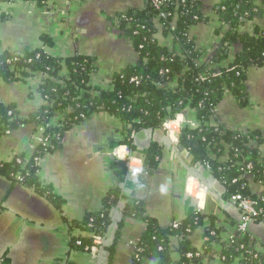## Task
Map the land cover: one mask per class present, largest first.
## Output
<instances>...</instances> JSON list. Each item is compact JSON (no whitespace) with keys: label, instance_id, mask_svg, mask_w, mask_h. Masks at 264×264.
Listing matches in <instances>:
<instances>
[{"label":"crops","instance_id":"1","mask_svg":"<svg viewBox=\"0 0 264 264\" xmlns=\"http://www.w3.org/2000/svg\"><path fill=\"white\" fill-rule=\"evenodd\" d=\"M193 1L202 7L208 22L192 25L189 36L202 54L201 63H208L221 41L215 34L219 22L214 7L219 0ZM146 3L147 0H49L45 6H39L31 1L14 0L9 5H1L8 19L0 24V45L12 53L23 54L43 48L40 38L47 35L52 41V45L45 48L49 55L61 59L76 55L92 57L97 69L91 77L92 83L108 89L113 72L134 65L138 60L131 42L118 30L116 17L130 9H143ZM261 8L264 9V5ZM256 27H264V14L241 25L238 32L252 34ZM155 37L161 46L172 47L171 38L162 35L160 26ZM239 52V45L232 46L226 62L221 65L228 67ZM39 81L40 77L35 76L23 82L0 83V103L14 106L19 117L26 119L45 105L38 93ZM245 85L247 105L239 106L236 99L225 92L210 124L229 131L258 132L260 143L250 144L259 148L264 159V65L247 70ZM61 119V115L55 113L52 123L58 125ZM122 128L112 116L93 114L66 131L59 148L38 162V180L61 200L59 209L37 192L19 184L12 185L0 177V259H8L9 264H97V259L92 260L89 252L76 247L72 241L89 238L81 222L87 215L99 212L106 193L118 186L122 196L134 192L135 198L143 203L146 216L160 228L200 214L203 224L189 237L191 246L199 252L203 253L207 241L205 230L211 224L219 230L220 242H228L237 234L241 213L234 203L223 198L224 188L206 169L193 165L185 150L176 154L168 151L161 129H153L150 143L161 148L156 170L142 176L128 173L127 182L120 184L116 162L123 161L117 159L115 152L123 140ZM144 131L135 134L134 145L136 139L145 143ZM37 140V130L30 124L0 138V163L18 156L29 159L38 147ZM131 155L142 160L139 152ZM184 164L196 168L205 178L213 179L212 191L189 179ZM248 189L252 196L264 200L263 184L248 180ZM190 199L196 201L195 207ZM120 202L124 204L123 199L118 204ZM117 206L109 213L110 224L103 238L112 243L107 249L108 264H132L134 246L146 226L125 217L122 210L121 221L111 227ZM248 229L250 246L264 255V223L253 222ZM178 241L175 239L173 244L177 245ZM221 248V244H211L201 264H226L219 257ZM173 259L178 260V255H173ZM143 264L156 263L145 261ZM228 264L241 263L236 259Z\"/></svg>","mask_w":264,"mask_h":264},{"label":"trees","instance_id":"2","mask_svg":"<svg viewBox=\"0 0 264 264\" xmlns=\"http://www.w3.org/2000/svg\"><path fill=\"white\" fill-rule=\"evenodd\" d=\"M3 1L11 3L14 0ZM25 1L45 6L49 0ZM263 5L264 0H219L214 7L219 22L215 34L221 37V41L208 63H201L202 54L189 36L192 25L208 22L202 14V7L195 1L167 0V4L157 10L152 0H147L143 9H130L119 14L116 17L117 28L131 42L138 60L134 65L113 72L108 89L93 85L91 77L97 69L92 57L76 55L61 59L49 55L45 48L50 47L52 41L47 35L40 38L43 48L27 50L23 54L0 48V83L12 84L39 76L38 93L45 101V105L26 119L19 117L14 106L0 103V138L30 124L36 130L43 129L41 137L46 142V145H38L27 160L18 156L10 162L0 163V177L12 185L19 184L37 192L59 209L61 200L50 187L42 186L38 180V162L59 148L64 133L74 125L96 113L117 119L123 126L120 145L131 153L142 155L139 175L142 176L156 170L161 148L153 143L139 151L134 145L132 132L159 130L176 114L190 111L198 125L181 128L180 146L191 156L193 165L206 169L224 188V199L230 200L239 194L256 201L261 213L254 222L264 223V201L252 196L248 189V180L264 185V159L259 148L250 144L253 141L260 143V134L229 131L210 124L225 92L230 93L241 107L248 103L245 75L248 69L264 65V27H256L252 34H239L238 28L261 17ZM159 14L164 17H159ZM7 19L8 15L0 7V24ZM157 26L165 38L172 39V47L159 44L155 37ZM234 45L240 46V52L225 68L221 64L226 62ZM212 65L219 67L213 68ZM133 78H137L138 83L132 82ZM173 83L175 87L170 89ZM55 113L62 117L58 125L52 123ZM116 166L119 183H126L129 173L126 162L118 161ZM120 199L125 205L123 215L146 226L135 245L132 264L145 261L201 264L214 243L221 244L219 257L223 263L238 259L241 264H264V255L250 246L249 236L237 233L230 241L220 242L219 230L214 224L205 230L207 241L203 253L195 250L189 237L203 224L204 218L200 214L179 222L177 229L171 226L160 228L146 216L144 205L135 198L134 192L122 196L119 186L106 193L99 212L87 215L81 222L89 238L73 240L72 244L80 241L81 246H75L84 250L91 246L94 236L104 238L110 224L109 213ZM121 226L122 222L119 229ZM177 238L179 241L175 245L173 241ZM175 254L178 260L173 259ZM0 264H9V261L2 258Z\"/></svg>","mask_w":264,"mask_h":264},{"label":"built area","instance_id":"3","mask_svg":"<svg viewBox=\"0 0 264 264\" xmlns=\"http://www.w3.org/2000/svg\"><path fill=\"white\" fill-rule=\"evenodd\" d=\"M9 4H10V1H3L2 2V0H1V5H9ZM152 4L155 7V9L159 10L160 7L167 4V0H152ZM1 5H0V7H1ZM159 17H164V15L159 14ZM171 41H172V39H171ZM214 66L215 65H212L213 68H214ZM132 82L138 83L137 78H133ZM169 87H170V89H173L175 87V84L173 83ZM61 121H62V119H61ZM186 121H189L190 123H192V122L197 123V121L194 117V114L192 112H190V111L185 112L184 111V113L182 112V113L176 114L174 118L166 121L161 126V130L164 133V136H167L169 138L172 146L175 148L180 146L179 136H180L181 128L183 127V125ZM192 126L196 127L194 124ZM42 132H43L42 128L37 129V133H38L37 143H38V145H46V142L41 137ZM10 133L11 132H7L5 134V136L9 135ZM131 135L134 136L135 135L134 132H132ZM119 146L120 147H117L116 152H115V156L117 157V159L120 161L126 162L127 169H128L129 173L140 174L141 170H142V160H137L136 158L132 157L131 153H129V150L125 146H122V145H119ZM17 163H20V162L17 160ZM17 180L20 181V178L17 177ZM230 201L237 206V208L239 209V211L241 213L240 222L236 226L237 233L240 234L241 236H249L248 235V233H249L248 228H249L250 224H252L254 222V220L261 213V210L258 207V203L254 200L249 199V198L242 197L239 194L233 195L231 197ZM178 226H179V222H175V223L171 224V227L173 229H177ZM102 243H103L102 237L94 236L91 246H87L84 248V251L89 252L92 260L97 259V255H98V252L101 248ZM75 245L80 247L81 246L80 241H76ZM135 250H136V246H134V252H135ZM187 257L191 258L192 255H187Z\"/></svg>","mask_w":264,"mask_h":264},{"label":"water","instance_id":"4","mask_svg":"<svg viewBox=\"0 0 264 264\" xmlns=\"http://www.w3.org/2000/svg\"><path fill=\"white\" fill-rule=\"evenodd\" d=\"M195 125L197 126V123L195 122H192L190 123L189 121H186L183 125V127L187 126V125ZM144 134H145V137H146V141L145 143H139L137 141V139L135 140V145L136 147L138 148H141L143 149V147H149L150 146V143H151V137H152V134H153V129H146L144 131ZM163 144H164V147L170 151L171 153L173 154H176V153H179V152H183L184 151V148L181 147V146H178V147H173L169 138L167 136H164V139H163ZM184 167L186 169V175L189 179H193V180H196L198 181V183L207 191H212V188H211V182L213 181V179H207L205 178L196 168L194 167H189L188 165H185L184 164ZM191 203H192V207H195L196 206V201L195 200H192L190 199ZM125 208V205L123 203H119L115 212L113 213L112 215V219H111V227H115L116 224H118L121 219H122V210ZM111 242L108 241V240H104L102 245H101V248L98 252V255H97V264H108V260H109V253L107 251V249L111 246Z\"/></svg>","mask_w":264,"mask_h":264},{"label":"rangeland","instance_id":"5","mask_svg":"<svg viewBox=\"0 0 264 264\" xmlns=\"http://www.w3.org/2000/svg\"><path fill=\"white\" fill-rule=\"evenodd\" d=\"M0 48L2 49L1 45H0Z\"/></svg>","mask_w":264,"mask_h":264}]
</instances>
